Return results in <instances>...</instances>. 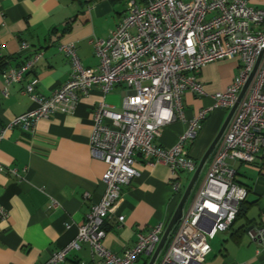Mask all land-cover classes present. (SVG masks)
Segmentation results:
<instances>
[{"label":"built area","instance_id":"2783aa9c","mask_svg":"<svg viewBox=\"0 0 264 264\" xmlns=\"http://www.w3.org/2000/svg\"><path fill=\"white\" fill-rule=\"evenodd\" d=\"M139 1L127 0L126 14L106 38L91 39L98 58L95 68L82 65L74 42L60 43L58 50L71 62L69 79L50 94L36 92L38 80L33 79L25 92L36 106L0 128V141L13 127L32 132L40 118L73 110L79 96L88 94L95 85L103 93L116 84L128 88L120 111L102 102L93 117L89 148L93 157L107 164L101 178L104 193L78 226L75 238L51 253L49 264H65L68 253L79 250L82 244L89 247L91 264H136L141 255L153 253L166 228L163 222L138 233L135 244L120 255L103 245L104 221L115 213L121 187L138 175L136 156L148 165L167 164L173 175L172 191L178 194L179 172H194L197 167L184 154L186 140L197 135L212 108L230 110L256 65L201 185L171 234L161 261L153 264L204 261L211 251L210 240L231 227L248 194L229 161L254 163L264 148V6L249 4L248 0ZM20 46L26 49L29 45L21 42ZM42 55L36 52L23 65L2 72L4 97L8 87L20 82ZM224 58L238 59L239 71L225 90L213 95V106L203 108L172 146L155 143L166 123L183 118L186 91L205 94L197 79L199 70ZM4 169L0 164V171ZM9 171L16 172L14 168ZM7 214L0 205V219ZM118 220L122 221L123 215ZM248 235L264 249V227L252 228Z\"/></svg>","mask_w":264,"mask_h":264},{"label":"crops","instance_id":"0c3cea01","mask_svg":"<svg viewBox=\"0 0 264 264\" xmlns=\"http://www.w3.org/2000/svg\"><path fill=\"white\" fill-rule=\"evenodd\" d=\"M100 1L0 0V56L6 60L4 70L23 65L36 52L43 53L20 82L8 87L6 97L1 94L4 70L0 72V128L36 106L25 92V86L33 79L38 80L36 92L44 94H50L69 79L72 66L69 57L58 50L60 43L74 42L85 68L98 65L91 39L106 38L124 17L116 8L118 0H108L111 11L96 16L94 6ZM21 42H27L28 48L21 49ZM238 71L236 58L216 60L201 68L196 75L205 94L186 91L183 118L166 123L155 143L172 146L203 108L213 106V95L225 90ZM127 92L123 84H116L108 93L95 85L88 94L79 96L73 110L40 118L32 132L21 127L5 131L0 141V164L5 168L0 171V205L8 214L0 219V264H49L51 253L75 238L78 226L105 189L101 178L107 164L93 157L89 148L95 111L102 102L120 111ZM228 111L212 108L197 135L186 140L184 154L197 166ZM221 142L222 137L205 162L210 163ZM252 166L249 173L241 171L240 165L235 167L238 182L249 193L242 204V215L222 232L204 261L194 264H264L262 244L248 235V230L264 227V148ZM134 167L138 175L121 187V201L115 213L104 221L103 245L119 255L135 244L138 233H146L160 222L167 225L194 174L183 184V173L179 172L180 190L176 194L171 188L173 175L167 164L148 165L136 156ZM11 168L16 172H10ZM238 175L247 177L246 182ZM119 215H123L122 221L118 220ZM178 222L155 263L161 261ZM242 227L245 231L234 232ZM151 256L152 253L141 255L136 264H149ZM65 264H91L88 245L70 251Z\"/></svg>","mask_w":264,"mask_h":264},{"label":"water","instance_id":"95a60500","mask_svg":"<svg viewBox=\"0 0 264 264\" xmlns=\"http://www.w3.org/2000/svg\"><path fill=\"white\" fill-rule=\"evenodd\" d=\"M111 5H110V2L108 0H102L100 2H98L97 4H95L94 6V12H95V15L96 16H102V15H105L107 13H109L111 11ZM256 67L257 65L254 67L253 71L251 72L249 78L247 79L245 85L243 86L238 98H237V101L236 103L230 108V110L228 111L227 115H226V118L223 122V124L221 125L217 135L215 136V138L213 139V141L211 142V144L209 145L208 149L206 150L205 154L203 155V157L201 158L197 168L195 169L194 171V174L189 182V184L187 185V187L185 188L181 198H180V201L171 217V219L169 220V222L167 223L166 225V228H165V231L163 233V235L161 236V239L159 241V243L157 244L155 250L153 251L152 253V256H151V259H150V262L149 264H153L156 260V257L159 253V251L161 250L162 246L164 245L168 235L170 234L173 226L181 219L182 217V212H183V206H184V203L191 191V188L193 186V184L195 183L196 179H197V176L205 162V160L207 159V157L209 156V154L211 153V151L213 150V148L215 147L216 143L220 140V138L222 137L223 133H224V130L239 102V100L241 99V97L243 96L251 78L253 77L254 73H255V70H256Z\"/></svg>","mask_w":264,"mask_h":264},{"label":"rangeland","instance_id":"374dc122","mask_svg":"<svg viewBox=\"0 0 264 264\" xmlns=\"http://www.w3.org/2000/svg\"><path fill=\"white\" fill-rule=\"evenodd\" d=\"M248 1H249V4H252V5L264 6V0H248ZM137 2L140 3L139 0H137ZM116 6H117L116 8H117L118 11L124 13V15L126 14V11H127V0H118L117 3H116ZM229 162L232 163L234 167L240 165L241 166L240 170L241 171H247V173L250 172L249 168H254L252 166L253 163L242 162L241 164H239L238 161H232V160H230ZM208 164H209V162L207 160L205 162V164L203 165V167H202V169H201V171H200L195 183L193 184V186L191 188V191H190V193H189V195H188V197H187V199L185 201L184 210L188 209V207H189V205H190V203H191V201H192V199L194 197V194L196 193L199 185L201 184V182H202V180H203V178L205 176ZM181 173H183L182 174V182H183V184H185L187 182V179L191 178L193 172H184L183 171ZM238 176L240 177L239 178L240 180L242 179L243 181L246 182L247 177H244V176H241V175H238ZM221 236H222V232L217 233V235L212 240H210L211 246H215V244L221 238ZM159 259H160V257H159Z\"/></svg>","mask_w":264,"mask_h":264},{"label":"trees","instance_id":"16d2710c","mask_svg":"<svg viewBox=\"0 0 264 264\" xmlns=\"http://www.w3.org/2000/svg\"><path fill=\"white\" fill-rule=\"evenodd\" d=\"M5 66H6V60L3 58V57H1L0 56V72H2L4 69H5ZM240 183V182H239ZM245 201V200H244ZM244 201H242L241 203H240V205H239V210H238V213H237V216H236V218H235V220L237 219V217H239L240 215H242V212H243V210H242V204H243V202ZM234 220V221H235ZM234 223V222H233ZM232 226V225H231ZM242 231H245V229H244V227H242V228H240V229H238V230H236V231H234L235 233H237V232H242ZM233 232V233H234Z\"/></svg>","mask_w":264,"mask_h":264}]
</instances>
